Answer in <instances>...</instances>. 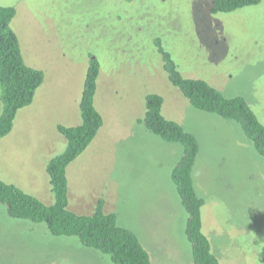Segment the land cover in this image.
<instances>
[{"label":"rangeland","instance_id":"1","mask_svg":"<svg viewBox=\"0 0 264 264\" xmlns=\"http://www.w3.org/2000/svg\"><path fill=\"white\" fill-rule=\"evenodd\" d=\"M213 0H0L26 62L45 73L33 102L0 140V178L52 203L47 163L64 151L59 125L82 121L91 58L100 64L95 104L104 123L67 168L69 207L90 214L99 199L133 230L153 264H194L187 211L172 177L183 153L139 120L150 93L163 114L193 132L203 231L221 264H264V156L240 124L196 108L169 80L159 42L181 73L226 96H243L264 123V0L213 13ZM0 82V113L3 110ZM0 264H117L78 236L15 218L0 202Z\"/></svg>","mask_w":264,"mask_h":264},{"label":"trees","instance_id":"2","mask_svg":"<svg viewBox=\"0 0 264 264\" xmlns=\"http://www.w3.org/2000/svg\"><path fill=\"white\" fill-rule=\"evenodd\" d=\"M261 1L213 0L211 10L213 13L232 12ZM16 15L15 6L0 5V82L3 101L0 140L11 132L18 111L33 102L37 89L45 80L44 71L25 60L19 36L11 24ZM159 51L171 83L196 108L239 123L264 156V123L246 98L226 96L206 80L185 77L171 53L160 42ZM99 75L100 64L97 59L91 58L80 101L82 121L72 126L59 125L60 132L67 139V146L47 163L54 202L45 203L34 194L1 178L0 202L8 206L13 217L45 222L54 235L78 236L84 245L109 255L117 264H153L139 236L130 228L121 226L115 212L105 210L104 199L98 200L90 214H80L69 207L67 168L88 148L104 123L103 115L95 104ZM163 103L162 95L148 94L145 115L139 121L166 141L183 146L172 177L187 211L186 234L192 245L194 264H221L203 231L202 207L205 200L197 193L193 178V168L200 152L199 140L193 132L163 114Z\"/></svg>","mask_w":264,"mask_h":264}]
</instances>
